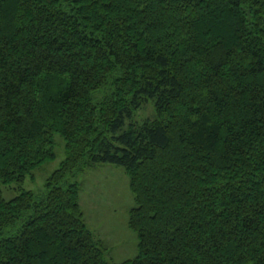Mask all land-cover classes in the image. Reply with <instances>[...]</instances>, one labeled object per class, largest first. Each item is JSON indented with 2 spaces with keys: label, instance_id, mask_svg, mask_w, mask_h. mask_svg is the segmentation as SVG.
Masks as SVG:
<instances>
[{
  "label": "trees",
  "instance_id": "trees-1",
  "mask_svg": "<svg viewBox=\"0 0 264 264\" xmlns=\"http://www.w3.org/2000/svg\"><path fill=\"white\" fill-rule=\"evenodd\" d=\"M99 164L133 195L120 263L80 206ZM0 264H264V0H0Z\"/></svg>",
  "mask_w": 264,
  "mask_h": 264
},
{
  "label": "rangeland",
  "instance_id": "rangeland-1",
  "mask_svg": "<svg viewBox=\"0 0 264 264\" xmlns=\"http://www.w3.org/2000/svg\"><path fill=\"white\" fill-rule=\"evenodd\" d=\"M220 31V30H219ZM209 36L220 34L212 28ZM153 118L151 103L145 104L136 114L138 121ZM54 159L43 163L28 175L23 189L38 192L45 187L46 179L65 158V143L59 134L53 135ZM81 184L80 206L87 227L104 249L105 259L110 263H120L134 258L138 253L137 234L128 227L129 211L134 206L129 190V177L120 166L99 164L85 169L76 177ZM19 185L15 182L2 185V195L12 199Z\"/></svg>",
  "mask_w": 264,
  "mask_h": 264
}]
</instances>
